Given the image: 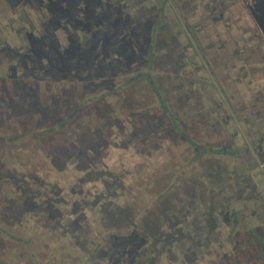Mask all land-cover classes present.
Masks as SVG:
<instances>
[{"label":"rangeland","instance_id":"374dc122","mask_svg":"<svg viewBox=\"0 0 264 264\" xmlns=\"http://www.w3.org/2000/svg\"><path fill=\"white\" fill-rule=\"evenodd\" d=\"M245 236L264 0H0V264H239Z\"/></svg>","mask_w":264,"mask_h":264},{"label":"trees","instance_id":"16d2710c","mask_svg":"<svg viewBox=\"0 0 264 264\" xmlns=\"http://www.w3.org/2000/svg\"><path fill=\"white\" fill-rule=\"evenodd\" d=\"M135 77H141V74H138ZM46 132L47 131L42 132V133H46ZM251 237L253 238L255 245H251V240L245 236V250H243L242 252H239L242 258V261H240L239 264H264V241L261 243L259 238L254 237V236H251ZM245 255L247 257L248 256L251 257L252 259H254V261L245 262L243 260V259H246Z\"/></svg>","mask_w":264,"mask_h":264},{"label":"crops","instance_id":"0c3cea01","mask_svg":"<svg viewBox=\"0 0 264 264\" xmlns=\"http://www.w3.org/2000/svg\"><path fill=\"white\" fill-rule=\"evenodd\" d=\"M171 1V0H170Z\"/></svg>","mask_w":264,"mask_h":264}]
</instances>
